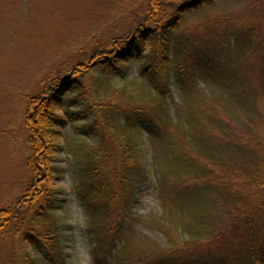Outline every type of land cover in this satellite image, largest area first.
Instances as JSON below:
<instances>
[{
	"label": "trees",
	"instance_id": "1",
	"mask_svg": "<svg viewBox=\"0 0 264 264\" xmlns=\"http://www.w3.org/2000/svg\"><path fill=\"white\" fill-rule=\"evenodd\" d=\"M213 1L187 0L183 9L173 0H148L128 33L94 51L89 62L77 61L66 74L51 78L45 94L30 98L29 160L41 178L28 185L17 207L0 208V231L29 212L31 217L22 222L30 219V229L15 228L22 242L36 248L46 264H69L61 217L54 212L53 177L59 172L54 152L64 150L54 138L56 127L73 122L101 134L99 145L85 147L86 141L74 138L73 143L67 137L63 144L73 157L77 193L91 217L94 264H264V200L256 201L258 191L241 190L247 185L264 188V135L256 129L264 124L259 107L264 19L239 24L218 17L215 29L183 42L176 33L185 16ZM247 60L251 63L245 64ZM135 61L141 63L145 89L155 91L151 101L132 107L98 99L96 95H105L104 86L109 91L112 80L126 76ZM173 66L181 101L171 96ZM95 68L102 75L93 91L82 78ZM202 80L220 93L195 95ZM130 84L134 90L128 85L122 91L131 96L144 90L135 81ZM75 90L82 93L69 97ZM80 98L87 100L85 108L68 117L57 112ZM143 132L153 142L159 175V211L145 215L140 213V193L150 175L142 159ZM143 216L165 234L164 245L143 233ZM222 222L231 233L215 249L213 243L225 231L209 242L203 238ZM181 244L192 250H181ZM25 258L38 264L29 251Z\"/></svg>",
	"mask_w": 264,
	"mask_h": 264
},
{
	"label": "rangeland",
	"instance_id": "2",
	"mask_svg": "<svg viewBox=\"0 0 264 264\" xmlns=\"http://www.w3.org/2000/svg\"><path fill=\"white\" fill-rule=\"evenodd\" d=\"M147 2L148 0H0V208L17 207L28 185L41 178L32 171L33 164L29 160L31 137L27 120L30 98L45 94L51 78L66 74L77 61L89 62L94 51L106 46L112 38L128 33L127 30L132 27L137 13ZM186 2L187 0H173L175 6H183ZM172 12L170 10V14ZM223 16L239 24L263 20L264 0H215L199 10L189 12L176 34L186 43L188 39H193L208 28L215 29V20ZM244 63L249 64L251 61ZM141 68L140 62L132 63L126 76L117 75L112 80L109 91L104 86L105 95H96L98 99L116 100L120 106H145L151 101L155 91L145 89L147 80L142 76ZM174 68L175 66L171 73V96L173 100L181 101V89L177 84ZM98 75H102L101 71L95 68L82 78L93 91H96L98 85ZM199 76L196 75L194 81ZM132 81L143 86L144 90L140 88L137 92H131V96L122 89L130 85L129 88L134 90L135 86L130 84ZM195 90L197 96L200 92L208 96L213 92L217 95L220 93L204 80L197 84ZM81 93L80 90H75L69 97ZM260 97L259 107L264 115V95L261 94ZM75 103L71 106L67 104L57 112L68 117L71 111L85 108L87 100L80 98ZM107 105L114 108L109 102ZM94 119L95 115H91V122ZM55 129L57 134L54 140L64 150L54 152V163L59 167V172L55 173L56 178L53 177V195L58 203L54 212L61 217L63 224L62 241L68 263L94 264L92 234L89 231L91 217L77 193L72 173L73 157L63 144L67 137L69 141L79 139L77 143L86 141L85 147L90 144L99 145L101 134L96 128L84 130L73 122H68L65 128ZM256 129L264 135V124ZM140 142L142 159L150 175V180L143 184L140 193V213L145 215L159 211L156 191L159 175L153 142L147 132L141 134ZM47 148L49 151L54 150L50 145ZM241 190L249 193L258 191L260 194L256 201L264 200V188L261 186L247 185ZM241 207L246 209L243 204ZM240 214L243 216L245 213L240 210ZM28 216L30 218L31 213L25 214L23 211L20 217L11 220V226L0 231V264H29L25 258L27 251L31 252L38 264H46L36 248L22 242L21 232L30 229L31 225L30 219L22 222ZM143 217L139 224L143 233L164 245L167 242L165 234L152 221L148 222ZM226 223H220L215 232L204 236L203 241L209 242L217 232L225 231L224 238L216 239L212 245L217 249V245L231 233L229 226L225 227ZM16 227L20 228V233L15 232ZM182 244L181 250H192ZM192 244L197 243L194 241Z\"/></svg>",
	"mask_w": 264,
	"mask_h": 264
},
{
	"label": "water",
	"instance_id": "3",
	"mask_svg": "<svg viewBox=\"0 0 264 264\" xmlns=\"http://www.w3.org/2000/svg\"><path fill=\"white\" fill-rule=\"evenodd\" d=\"M181 8H183V9H184V8H185V6H183V7H181Z\"/></svg>",
	"mask_w": 264,
	"mask_h": 264
}]
</instances>
